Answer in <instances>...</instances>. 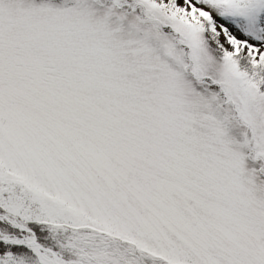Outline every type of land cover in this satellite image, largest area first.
I'll use <instances>...</instances> for the list:
<instances>
[{
    "label": "snow or ice",
    "instance_id": "obj_1",
    "mask_svg": "<svg viewBox=\"0 0 264 264\" xmlns=\"http://www.w3.org/2000/svg\"><path fill=\"white\" fill-rule=\"evenodd\" d=\"M0 264H264V0H0Z\"/></svg>",
    "mask_w": 264,
    "mask_h": 264
}]
</instances>
